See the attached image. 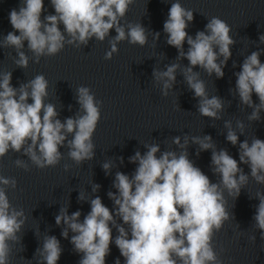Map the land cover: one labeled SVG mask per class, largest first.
Masks as SVG:
<instances>
[{
	"label": "clouds",
	"instance_id": "1",
	"mask_svg": "<svg viewBox=\"0 0 264 264\" xmlns=\"http://www.w3.org/2000/svg\"><path fill=\"white\" fill-rule=\"evenodd\" d=\"M50 3L55 14L46 16L44 0H20L18 10H10L13 31L4 36L0 47L16 50L15 64L19 68L26 69L29 65V57L22 51L25 42L37 63L41 57L59 54L66 44L79 48L93 38L103 42L113 29L116 35L109 41L106 60L119 51L118 44L122 41L141 47L147 43V30L142 24L121 23L134 0H50ZM193 19V11L184 8L179 0L171 3L163 24L166 42L177 49L178 60L187 59L189 63L182 69L179 63H172L163 71L154 69V81L162 95L168 96L180 69L189 89L198 98L200 115L220 119L224 101L219 96H209L200 73L193 69L198 67L209 76L223 78V68L232 55L235 40L230 35L231 27L219 17L210 18L205 30L198 31L193 38L186 31ZM154 38H159L158 32ZM259 40L264 43V35ZM260 56L261 51H253L235 73V93L240 103L253 108L250 121L259 120V113L264 110V63ZM48 87L43 74L17 88L12 85V72H0V159L10 151H23L39 169L56 167L63 158L60 149L65 145L69 149L68 157L77 165L93 159L92 138L101 119L102 101L95 98L89 87H78L76 95L81 111L75 118L62 122L57 118L55 105L45 103ZM225 128L228 129L226 140L233 146L239 143V160L226 149L217 150L209 135L191 137L192 143L199 146L197 155L211 150L212 172L219 177L217 182L189 159V137L185 136L181 143L177 136L172 142L181 149L179 153H161L158 144H145L144 154L136 151L129 157V162L137 167L131 176L121 171L115 173L116 191L107 194L113 209L99 196L90 199V211L83 220L79 210L69 214L67 207H61L55 223L64 226L63 238H69V231L73 233L70 243L81 254L79 264H106L113 243L123 257V264H223L215 250L214 237L225 222L234 219L225 193L235 201L250 177L264 185V140L254 137L251 143L241 142L230 121H225ZM237 128L243 132L244 124L237 121ZM120 159L123 163V158ZM14 163L29 170L23 160L16 159ZM241 165H247L250 172L246 174ZM113 166L111 160L102 164L106 175ZM68 167L64 165L65 170ZM16 187L15 178L0 175V264H12L14 247L22 240L18 233L27 220L24 209L13 206L7 195L9 189ZM99 188L98 184L92 185L93 192ZM254 198L259 203L255 205L253 227L260 230L264 239V193L258 191ZM78 199L83 201L85 197L80 193ZM113 229L118 233L115 237ZM250 239L255 241L256 237ZM62 251L56 236L45 235L34 258L39 257L37 264H58ZM114 264H121V260L117 258Z\"/></svg>",
	"mask_w": 264,
	"mask_h": 264
},
{
	"label": "water",
	"instance_id": "2",
	"mask_svg": "<svg viewBox=\"0 0 264 264\" xmlns=\"http://www.w3.org/2000/svg\"><path fill=\"white\" fill-rule=\"evenodd\" d=\"M173 2L134 0L121 23L142 24L147 30V43L141 47L122 41L118 44L119 51L110 60L105 59V54L110 50L109 41L116 35L114 29L103 42L93 38L79 48L66 44L59 54L41 57L39 63L35 62L25 42L22 51L29 57L26 69L15 64L18 56L14 48L0 47V72H12L14 87L18 88L38 74L45 76L49 82L45 103L55 105L57 118L62 122L69 117L75 118L81 111L76 95L78 87H89L95 98L102 101L101 119L92 138L95 144L93 159L77 165L68 157L66 145L60 149L63 158L56 167L39 169L31 164L23 151H10L0 159V175L17 181V187L8 190L9 200L18 209L23 208L27 217L18 233L22 240L14 247L12 264H37L36 249L42 246L45 235H54L60 240L63 251L58 264H79L81 254L76 253L70 243L73 233L69 231V238H63L64 226L56 225L55 216L61 207H67L69 214L79 210L83 220L90 211V199L96 196L113 209L107 194L116 191L113 188L115 173L121 171L131 176L137 165L130 163L129 157L136 151L144 154L147 151L145 144H158L161 153H179L181 149L172 142L173 138L179 136L183 143L184 137H189V159L217 182L219 177L212 172L211 150L200 151L197 155L199 146L192 143L191 137L209 135L217 150L226 149L237 160L239 143L233 146L226 140L225 121L231 122L241 142L248 140L251 143L254 137L264 140V110L260 111L259 120L250 121L248 117L253 108L242 105L235 93V73L240 71L244 59L253 51H261L260 59L264 63V43L259 40L264 35V0H179L184 8L193 11L194 19L186 29L193 38L198 31L205 30L210 18L219 17L231 27L230 35L235 40L231 46L232 55L223 68V78L218 79L215 74L209 76L198 67L193 69L200 73L209 96H219L224 101L223 111L219 114L221 118L215 120L200 115L198 98L189 89L180 69L168 96L162 95L160 86L154 81V69L163 71L172 63H179L182 69L189 63L187 59H177L179 53L167 44V34L163 31ZM19 4L20 0H0V41L13 31L9 13L13 8L18 10ZM48 14H55V10L50 0H44L43 15ZM157 32L159 38L155 39ZM187 50L185 43L184 51ZM253 100L259 103L255 94ZM237 121L244 124L243 132L237 128ZM71 138L69 134L68 139ZM16 159L25 161L29 170L17 167ZM109 160L114 166L106 175L102 164ZM65 164L69 165L67 170ZM241 167L246 174L250 172L247 165ZM93 184L100 185L97 192L92 191ZM258 191L264 193V185L250 177L235 201L225 193L227 207L234 219L225 222L214 237L215 250L223 264H264V239H261L260 230L253 227L255 205L259 203L254 197ZM80 193L85 200L78 199ZM117 221L120 222L119 218ZM117 234L113 229V237ZM253 235L255 241L250 239ZM110 247L106 264H114L117 258L123 264L119 249L114 243Z\"/></svg>",
	"mask_w": 264,
	"mask_h": 264
}]
</instances>
